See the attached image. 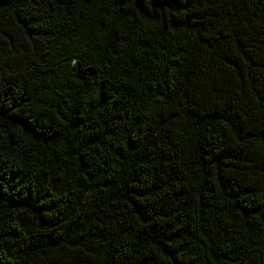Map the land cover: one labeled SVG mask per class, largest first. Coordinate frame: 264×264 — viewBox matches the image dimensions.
<instances>
[{
	"label": "trees",
	"instance_id": "16d2710c",
	"mask_svg": "<svg viewBox=\"0 0 264 264\" xmlns=\"http://www.w3.org/2000/svg\"><path fill=\"white\" fill-rule=\"evenodd\" d=\"M0 264H264V0H0Z\"/></svg>",
	"mask_w": 264,
	"mask_h": 264
}]
</instances>
